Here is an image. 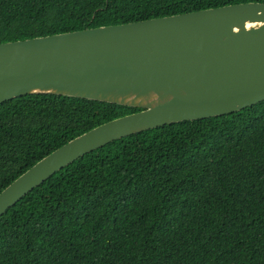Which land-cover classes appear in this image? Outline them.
Returning a JSON list of instances; mask_svg holds the SVG:
<instances>
[{
	"label": "trees",
	"instance_id": "16d2710c",
	"mask_svg": "<svg viewBox=\"0 0 264 264\" xmlns=\"http://www.w3.org/2000/svg\"><path fill=\"white\" fill-rule=\"evenodd\" d=\"M264 0H0V44ZM140 109L61 95L0 105V194ZM0 264H264V102L132 135L0 218Z\"/></svg>",
	"mask_w": 264,
	"mask_h": 264
},
{
	"label": "water",
	"instance_id": "95a60500",
	"mask_svg": "<svg viewBox=\"0 0 264 264\" xmlns=\"http://www.w3.org/2000/svg\"><path fill=\"white\" fill-rule=\"evenodd\" d=\"M61 95L140 109L71 140L0 194V218L120 139L264 102V3H242L0 44V105Z\"/></svg>",
	"mask_w": 264,
	"mask_h": 264
}]
</instances>
